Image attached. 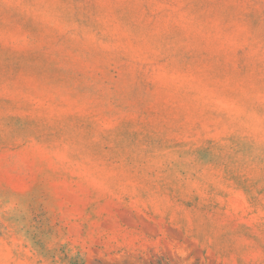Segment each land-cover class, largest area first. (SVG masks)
<instances>
[{
    "label": "rangeland",
    "instance_id": "obj_1",
    "mask_svg": "<svg viewBox=\"0 0 264 264\" xmlns=\"http://www.w3.org/2000/svg\"><path fill=\"white\" fill-rule=\"evenodd\" d=\"M0 264H264V0H0Z\"/></svg>",
    "mask_w": 264,
    "mask_h": 264
}]
</instances>
